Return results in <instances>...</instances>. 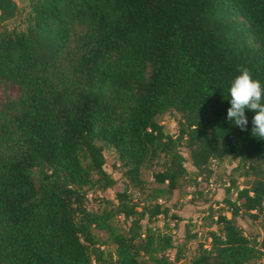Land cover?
Here are the masks:
<instances>
[{
    "label": "trees",
    "instance_id": "trees-1",
    "mask_svg": "<svg viewBox=\"0 0 264 264\" xmlns=\"http://www.w3.org/2000/svg\"><path fill=\"white\" fill-rule=\"evenodd\" d=\"M245 67L264 88V0H0V86L18 88L0 107V264H174L171 236L148 225L179 218L132 191L146 167L176 190L180 149L195 178L228 156L251 177L225 189L229 218L204 210L216 230L191 264L264 259V139L252 135L253 112L245 131L227 120ZM105 147L125 186L91 211L86 191L116 185ZM242 214L261 222L260 239L236 225Z\"/></svg>",
    "mask_w": 264,
    "mask_h": 264
},
{
    "label": "rangeland",
    "instance_id": "rangeland-1",
    "mask_svg": "<svg viewBox=\"0 0 264 264\" xmlns=\"http://www.w3.org/2000/svg\"><path fill=\"white\" fill-rule=\"evenodd\" d=\"M19 8L25 6L28 0H13ZM18 96V88L9 85L4 91L0 86V107L4 102L5 97L16 99ZM164 134L174 135L176 126L169 114H163L158 118L157 122ZM181 155L184 158V167L186 176L180 180L176 190L170 194L165 193V186H158L151 181V172L157 171V167L143 168L141 170V179L143 180V191L132 193L144 203L157 202L168 206L171 212L175 213L179 221L163 220L158 217L148 226L155 228L171 236L173 248L166 252V255L172 260L174 256H179V260L174 264H191L192 259L197 253L198 245H203L206 248L207 234L210 231H215L216 227L212 221L206 218L204 210L211 209L214 213L213 221L217 214H224L229 218V214L225 212L222 206V200L226 195L225 189L228 188L230 182H234V186L238 189L247 188L251 181V177L245 176L244 169L241 167L238 158L228 156L219 162L210 163V175L194 177L195 170L190 165L188 153L185 149H180ZM103 158L105 162V170L111 174L116 180V185L110 190L104 192L97 190H87L86 208L91 211H98L102 205L100 199L112 200L114 192L121 190L125 183L120 177L119 170L112 167L117 164V159L114 151L108 147L104 148ZM236 225L241 228L243 234L248 238L261 237V222H252L246 215L242 214L240 218L235 220ZM113 225L119 228H124L121 218H115ZM98 236L104 239L106 236L102 232H95ZM194 238L191 239L190 236ZM107 248H110L107 245ZM247 264H264V259H256Z\"/></svg>",
    "mask_w": 264,
    "mask_h": 264
},
{
    "label": "clouds",
    "instance_id": "clouds-1",
    "mask_svg": "<svg viewBox=\"0 0 264 264\" xmlns=\"http://www.w3.org/2000/svg\"><path fill=\"white\" fill-rule=\"evenodd\" d=\"M240 74L231 82L229 92L230 107L227 120L241 131L247 130L246 111L254 113L252 118V135L264 139V88L259 80H254L248 68L238 69Z\"/></svg>",
    "mask_w": 264,
    "mask_h": 264
}]
</instances>
